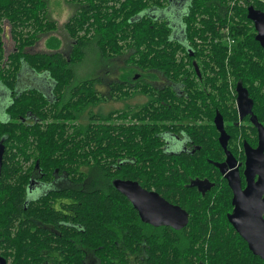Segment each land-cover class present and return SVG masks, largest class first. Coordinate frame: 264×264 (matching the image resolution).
Wrapping results in <instances>:
<instances>
[{
  "label": "trees",
  "instance_id": "1",
  "mask_svg": "<svg viewBox=\"0 0 264 264\" xmlns=\"http://www.w3.org/2000/svg\"><path fill=\"white\" fill-rule=\"evenodd\" d=\"M67 1L77 6L64 24L74 42L68 56L53 35L58 22L49 15V0H0V87L12 93L4 104L8 120H0V141L5 140L6 147L0 177V250L14 258L12 264H44L54 253L66 264H84L82 248L94 254L97 264H264L228 226L225 188L215 186L203 196L190 187L194 180H211L214 163L223 155L203 151L166 157L156 151L161 144L150 132L139 131L140 139L133 138L131 127L115 126L113 114L105 117L95 111L107 97L129 95V84H111L109 96L97 91L98 79L71 87L73 66L84 61L93 44L104 59L131 53L128 61L136 67L132 75L151 70L175 81L185 75L190 108L196 107V98L209 99L198 84L211 85L220 105L231 80L258 82L264 92V49L249 18L250 7L264 13V0H188L183 31H178L184 42L173 39L174 27L151 15L168 0ZM4 19L11 23L14 43L8 55L2 41ZM42 40L46 50L39 51ZM191 50L195 58L178 61L181 52ZM195 60L201 81L195 70L187 69L194 68ZM26 68L47 76L51 97L38 87L18 90ZM136 82L146 93L143 81ZM71 132L78 137L70 140ZM118 146L121 154L134 153L139 160H149L148 165L109 167V162L118 163ZM83 165L89 168L86 188L49 186L40 197H29L34 172L41 171L49 185L56 172L63 179L73 173L75 179ZM115 179L138 182L181 207L189 213L187 227L177 231L143 223L113 186Z\"/></svg>",
  "mask_w": 264,
  "mask_h": 264
},
{
  "label": "flooded vegetation",
  "instance_id": "2",
  "mask_svg": "<svg viewBox=\"0 0 264 264\" xmlns=\"http://www.w3.org/2000/svg\"><path fill=\"white\" fill-rule=\"evenodd\" d=\"M188 4V0H168L164 9H155L151 12L154 21L165 22L174 27L176 30L174 31L173 39L181 42H184V38L178 31H183V18L186 15ZM2 25L4 28L3 43L5 37L12 42L10 21L4 19ZM7 27L9 28V34L6 35ZM4 51L6 54L5 43ZM129 56L132 57V54L129 53ZM178 56L179 62L184 58V62L188 63L189 59L195 58V53L191 50L187 54L181 52ZM192 62L194 68L188 66L187 69L189 71L195 70L199 78L198 81H201L202 70L196 63V60ZM24 71L30 72L32 76H36L35 79L37 77L39 79L38 74L29 68L24 69ZM147 72L159 74L164 82L161 83L159 81L160 78L157 80L153 79L154 77L151 75L145 77L144 73ZM132 73L133 70L128 72L126 76L127 80H118L109 84V86L113 83L129 84L131 92L124 97H114L113 99L107 97L108 101L115 103L116 106L113 105V108L108 110L110 111L109 113H102L103 116L106 117L113 114L115 126L131 127L133 138L138 137L140 139V136H138L139 131L150 132V135L155 139H159L161 144L159 148H156V151H160L166 157L184 153L194 156L203 151L209 154L218 152L223 155L221 161L214 163V165L217 163L215 165L216 172L213 171L215 175L210 176L211 180L206 177L204 179L207 183L201 189L199 187L195 188L203 196L211 193L215 186H218V190H224L225 188L224 191L228 196L227 201H230L226 213L228 226L241 236L232 223V218L235 217L236 208L238 207V210L241 212V224L243 225L245 234L241 238L247 248L250 250L251 242L264 248V132L262 133L264 131V92L261 89V85L258 82L240 84L231 80L226 90L225 104L220 105L214 98L216 91L211 85L198 84L199 91L209 92L206 94L209 96V99L196 98L194 100L196 107L190 108L188 105V93L185 89L186 86L183 84L184 80H186L185 75L180 77V81H175L172 78H167L162 73L151 70H139V72L133 75ZM22 75L23 72L20 79ZM132 79L135 81L133 82ZM140 79L143 81L141 84H144L147 88L146 93H143L142 86L137 88L136 81ZM99 84H97L96 89ZM49 85L51 86L50 83ZM42 88H45L44 85H42ZM108 88L110 93V87ZM2 90H5V88L0 87V114L5 112L6 94ZM18 90L21 89L18 88ZM42 91L49 95V97L52 96V92L48 93L46 89H42ZM97 91L99 90L97 89ZM99 93L104 95L100 91ZM7 94V97L11 100L12 93L7 92ZM123 98H126V100ZM204 103L209 106L204 105ZM103 104L106 103L103 102L100 106ZM170 109H173L175 112L172 116H168L169 114L166 113ZM191 111H194L193 115H189ZM40 124L42 125V122ZM74 137H78V134L71 132L70 140ZM203 137L206 138V141H202ZM155 143L156 147L158 144L156 141ZM120 150L121 148L118 146V163L109 162V167L120 169L126 163H130L133 168L142 166L143 163L148 165L149 160H139L134 156V153H132L131 157H127L124 153L121 154ZM217 165L224 166L221 168ZM30 167L31 165L28 164L27 168ZM37 167H39L38 164ZM56 173L51 183L47 185L42 180V172H34L28 188L29 197H40L44 191L48 190L49 186L56 188L68 185V187L86 188L88 185L89 168L86 165L82 166L81 174L77 175L75 179L73 178V173H70L65 179L59 176V172ZM26 175L27 173L23 174L24 177ZM235 177H239V180L233 179ZM231 183L233 185L239 183L240 186L241 196L237 205L233 202L235 191ZM141 187L148 190L142 185ZM209 187L211 189L208 190L207 188ZM37 225L41 226L39 222H37ZM44 227L54 231L51 226ZM77 244L79 247V243ZM82 250L84 264H97V260L92 252L85 248H82ZM3 253V250H0V257L6 260V264L15 262L13 257H7L8 254ZM52 256L53 259L44 264H66L64 258L62 259L58 254L54 253Z\"/></svg>",
  "mask_w": 264,
  "mask_h": 264
},
{
  "label": "rangeland",
  "instance_id": "3",
  "mask_svg": "<svg viewBox=\"0 0 264 264\" xmlns=\"http://www.w3.org/2000/svg\"><path fill=\"white\" fill-rule=\"evenodd\" d=\"M49 15L51 18L55 19L58 22V30L53 34L57 38L61 40V50L63 54L68 55L72 45L73 40H71L67 34V31L64 29V24L77 10V6L74 3H70L67 0H49ZM9 34V28L6 29V35ZM4 43L6 46V55L11 53L13 49V43L9 41L6 37L4 38ZM39 51L46 50L45 41L42 40L36 48ZM87 55L84 61L78 65H74L73 69L75 72V79L71 85V87L78 86L83 82L89 80L99 79L101 83L98 85L97 89L104 95L109 96V84L112 82H117L118 80H127L126 76L130 70H136V67L129 63L130 56L126 51L123 55L118 56L114 59H104L102 58L99 50L96 45H91L87 48ZM151 75L154 77L153 79L157 80L160 78V82H164L163 78L160 77L159 74L156 73H144V76ZM38 81L35 79L36 76H32L30 72L23 71V75L20 79V83L18 88L29 89V87H40L41 89L48 90V93H51L50 81L46 75H38ZM143 79L145 80V77ZM145 83V82H144ZM44 85L45 88H42ZM6 94L5 104L10 100L7 97V92L2 90ZM8 91V90H7ZM126 100V98H123ZM100 107H97L95 111H99L101 113L107 114L113 108V105L116 106L113 102H105ZM9 104V103H8ZM0 120L6 121L8 120L7 113L2 112L0 114Z\"/></svg>",
  "mask_w": 264,
  "mask_h": 264
},
{
  "label": "water",
  "instance_id": "4",
  "mask_svg": "<svg viewBox=\"0 0 264 264\" xmlns=\"http://www.w3.org/2000/svg\"><path fill=\"white\" fill-rule=\"evenodd\" d=\"M249 18L253 21L256 29V39L264 48V13L256 11L253 7L249 8ZM198 70V69H197ZM264 131H262L263 133ZM4 140L0 142V176L2 173L3 159L5 154ZM221 168L224 165H219ZM223 172V171H222ZM233 179H238L235 177ZM207 181L194 180L190 187H199L201 189ZM232 184V183H231ZM115 189L124 195L133 205L134 209L138 211L139 217L143 223L149 224L153 227H171L177 231L183 230L189 223V213L179 206L173 205L165 200L155 191H148L141 187L138 182L134 181H113ZM235 197L234 204H239V197L241 196L239 183L232 184ZM208 190L211 187L207 188ZM235 217L232 218L238 233L245 236L243 225L241 224V212L236 208ZM250 250L255 256L264 260V248L251 242ZM0 264H6V260L0 257Z\"/></svg>",
  "mask_w": 264,
  "mask_h": 264
},
{
  "label": "built area",
  "instance_id": "5",
  "mask_svg": "<svg viewBox=\"0 0 264 264\" xmlns=\"http://www.w3.org/2000/svg\"><path fill=\"white\" fill-rule=\"evenodd\" d=\"M231 44H234V41H232Z\"/></svg>",
  "mask_w": 264,
  "mask_h": 264
}]
</instances>
